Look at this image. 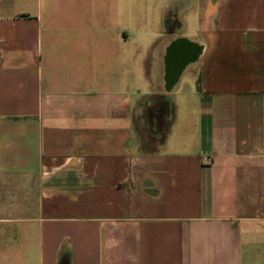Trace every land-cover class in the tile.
Instances as JSON below:
<instances>
[{"label":"crops","instance_id":"crops-1","mask_svg":"<svg viewBox=\"0 0 264 264\" xmlns=\"http://www.w3.org/2000/svg\"><path fill=\"white\" fill-rule=\"evenodd\" d=\"M64 254L264 264V0H0V264Z\"/></svg>","mask_w":264,"mask_h":264},{"label":"rangeland","instance_id":"rangeland-1","mask_svg":"<svg viewBox=\"0 0 264 264\" xmlns=\"http://www.w3.org/2000/svg\"><path fill=\"white\" fill-rule=\"evenodd\" d=\"M184 34L188 35V32H185ZM189 34H193L192 31H190ZM167 102L172 104L170 98L164 96L163 98H159V97L151 98L147 100L145 104H141L139 108V116L136 121L137 126L140 127L139 131H141V126H146L149 127L150 129L151 127H153L154 129L156 124H158L159 126H163L165 123L169 121L166 115V110H165L166 108L162 106V104ZM154 133H156L155 130ZM154 138L155 136L152 137L153 140ZM153 145H154V141L153 142L146 141L147 149H150Z\"/></svg>","mask_w":264,"mask_h":264},{"label":"flooded vegetation","instance_id":"flooded-vegetation-1","mask_svg":"<svg viewBox=\"0 0 264 264\" xmlns=\"http://www.w3.org/2000/svg\"><path fill=\"white\" fill-rule=\"evenodd\" d=\"M195 54H197L196 47H186L181 41L175 43L167 50L165 56L167 74L171 76L175 74V72L179 70V67L183 65L184 62L194 57Z\"/></svg>","mask_w":264,"mask_h":264},{"label":"trees","instance_id":"trees-1","mask_svg":"<svg viewBox=\"0 0 264 264\" xmlns=\"http://www.w3.org/2000/svg\"><path fill=\"white\" fill-rule=\"evenodd\" d=\"M154 131V129H153ZM58 264H68V257L67 255H62L58 261Z\"/></svg>","mask_w":264,"mask_h":264},{"label":"water","instance_id":"water-1","mask_svg":"<svg viewBox=\"0 0 264 264\" xmlns=\"http://www.w3.org/2000/svg\"><path fill=\"white\" fill-rule=\"evenodd\" d=\"M182 66V65H181ZM181 66L179 67V69L181 68Z\"/></svg>","mask_w":264,"mask_h":264}]
</instances>
